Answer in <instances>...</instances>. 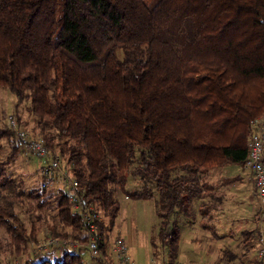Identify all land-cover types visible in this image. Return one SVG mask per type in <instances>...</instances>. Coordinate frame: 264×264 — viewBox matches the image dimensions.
<instances>
[{"label":"trees","instance_id":"obj_1","mask_svg":"<svg viewBox=\"0 0 264 264\" xmlns=\"http://www.w3.org/2000/svg\"><path fill=\"white\" fill-rule=\"evenodd\" d=\"M0 87L16 95V110L28 103L37 136L71 164L102 211L104 250L121 192L157 196L159 237L170 231L176 255L177 217L194 216L193 200L213 193L211 170L246 164L253 123L264 114V0H0ZM13 133L0 125V149L3 138L11 143L0 156V225L5 249L21 255L40 237L16 210L25 190L7 172L22 151ZM130 176L142 185L129 189ZM28 196L39 219L57 210L54 236L85 240L64 189L38 186ZM260 234L257 225L245 229L242 254L226 249L220 260L263 264L245 259ZM82 251L61 259L37 251L18 264H85Z\"/></svg>","mask_w":264,"mask_h":264},{"label":"rangeland","instance_id":"obj_2","mask_svg":"<svg viewBox=\"0 0 264 264\" xmlns=\"http://www.w3.org/2000/svg\"><path fill=\"white\" fill-rule=\"evenodd\" d=\"M150 4L153 0H145ZM16 95L6 87H0V125H7V119L12 115L17 123L25 127L31 135L37 136L36 116L27 109V102L15 109ZM18 116L21 117L18 121ZM37 119V118H36ZM8 126V125H7ZM12 129V128H11ZM14 132V131H13ZM36 133V134H35ZM13 141L15 135L13 133ZM0 156L6 158L11 151V143L7 138L1 140ZM14 145L15 141H14ZM17 147V146H16ZM66 161V160H65ZM41 158L20 151L7 165V172L15 179L17 188H23L25 194L23 203L16 205V210L28 227L36 226L40 241L32 244L22 254V261L33 256L38 246H42L46 237L53 235L51 227L57 218L56 209H45L43 218L39 219V212L34 209L37 201L28 196L31 189L41 186ZM67 162V161H66ZM68 163V162H67ZM70 167L71 164H69ZM251 170L242 164H227L214 168L209 173V181L215 185L212 194L208 191L201 194V198L193 200L194 213L192 217L182 214L177 217L179 225V246L175 255L170 249V231L166 232V240L159 237L160 217L157 212L155 198H136L119 193L121 210L116 224L110 231V241L116 236L123 237L129 247V252L138 264H165L172 257V264H240L238 260H220L226 249L242 254L241 246L243 231L259 226L264 234V216L256 222L255 216L261 204L253 187ZM142 185L138 178L129 177L127 187L138 188ZM50 190L59 188L57 184L50 185ZM205 199L206 213L200 210V202ZM174 218L172 222H174ZM173 229V225H172ZM8 233L0 225V261L16 254L9 253L7 247ZM41 243V244H40ZM33 249V251H32ZM61 252L47 254L44 257L61 259ZM85 264H95L92 254L88 250L82 251ZM256 257V251L248 254L247 261ZM39 258V259H41Z\"/></svg>","mask_w":264,"mask_h":264},{"label":"built area","instance_id":"obj_3","mask_svg":"<svg viewBox=\"0 0 264 264\" xmlns=\"http://www.w3.org/2000/svg\"><path fill=\"white\" fill-rule=\"evenodd\" d=\"M7 125L14 131V141L18 148L41 158L42 161L44 160L41 165L43 176L41 186L49 187L57 184L59 188L65 190L73 212L80 218L82 234L85 238L83 241L79 238H62L49 235L42 246H38L39 250H35V252L47 250L64 252L83 249L90 251L96 264H138L131 256L126 240L121 236L113 238L109 241L106 250L103 249L102 235L99 232V222L103 220L102 211L87 201L84 188L80 186L65 159L59 153L52 152L43 137L32 136L25 127L17 123L12 115L7 119ZM245 166L251 170L252 180L262 204V215L264 216V114L253 123V131L249 140V154ZM256 255L264 264V234L262 231L259 236ZM20 257L22 254H16L1 260L0 264H18L22 262Z\"/></svg>","mask_w":264,"mask_h":264},{"label":"crops","instance_id":"obj_4","mask_svg":"<svg viewBox=\"0 0 264 264\" xmlns=\"http://www.w3.org/2000/svg\"><path fill=\"white\" fill-rule=\"evenodd\" d=\"M207 180H208L209 184H211L212 186L215 187V185L209 181V174H208V176H207ZM253 187H254V184H253Z\"/></svg>","mask_w":264,"mask_h":264}]
</instances>
